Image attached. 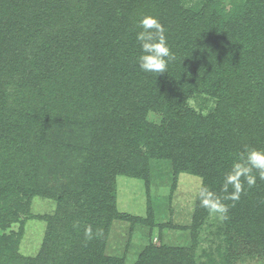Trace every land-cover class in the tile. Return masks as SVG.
<instances>
[{"label":"trees","instance_id":"trees-1","mask_svg":"<svg viewBox=\"0 0 264 264\" xmlns=\"http://www.w3.org/2000/svg\"><path fill=\"white\" fill-rule=\"evenodd\" d=\"M146 15L177 57L159 75L137 63ZM196 94L216 99L205 115L187 107ZM245 146L264 150V0H0V264H125L104 252L113 219L140 220L116 210L117 175L147 187L149 160L164 159L220 193ZM37 195L58 207L43 217L37 254L24 256L19 236ZM225 202L221 263L238 257V239L261 253L264 180ZM195 205L201 220L207 210ZM12 224L20 231L5 233ZM89 225L103 234L86 241ZM190 251L147 245L133 264H205Z\"/></svg>","mask_w":264,"mask_h":264},{"label":"rangeland","instance_id":"rangeland-1","mask_svg":"<svg viewBox=\"0 0 264 264\" xmlns=\"http://www.w3.org/2000/svg\"><path fill=\"white\" fill-rule=\"evenodd\" d=\"M222 2V0H219ZM227 1V0H225ZM202 0H182L187 7H199ZM187 107L205 115L216 105V99L196 94L186 99ZM148 119L159 121L156 113ZM149 183L127 175L116 176L115 208L119 213L139 217L133 224L124 219H113L106 238L104 252L121 257L125 264H133L147 245L190 249L197 263H221L227 254L225 222L208 211L200 219L193 218L201 177L187 172L175 173L170 161L149 160ZM57 200L52 197L31 198L23 229L19 236L18 252L35 256L39 251L46 228L45 216L54 215ZM202 216V215H201ZM19 232V224L9 231ZM244 240V239H243ZM238 239L234 251L238 254L232 264H264V249L250 246L247 240ZM250 248V249H249ZM250 253H244L246 250Z\"/></svg>","mask_w":264,"mask_h":264},{"label":"clouds","instance_id":"clouds-1","mask_svg":"<svg viewBox=\"0 0 264 264\" xmlns=\"http://www.w3.org/2000/svg\"><path fill=\"white\" fill-rule=\"evenodd\" d=\"M137 28L139 30L135 34V40L139 48L137 57L139 69L157 75L167 72L177 57L168 44L164 26L158 18L146 15L138 20ZM257 175L260 180H264V150L245 146L243 151L237 153L236 159L224 174L220 193L213 191L209 185L201 181L197 193L200 206L220 221H228L230 205L225 201H232L231 206L234 207L235 202L239 201L242 192L245 191V184L249 188L255 186ZM102 234V229H97L93 233L90 225L84 230L86 241L98 238Z\"/></svg>","mask_w":264,"mask_h":264}]
</instances>
